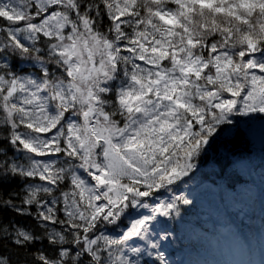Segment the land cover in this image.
<instances>
[{"label": "snow or ice", "instance_id": "6c2138e0", "mask_svg": "<svg viewBox=\"0 0 264 264\" xmlns=\"http://www.w3.org/2000/svg\"><path fill=\"white\" fill-rule=\"evenodd\" d=\"M0 21V264H172L181 186L264 150V0H0Z\"/></svg>", "mask_w": 264, "mask_h": 264}, {"label": "trees", "instance_id": "16d2710c", "mask_svg": "<svg viewBox=\"0 0 264 264\" xmlns=\"http://www.w3.org/2000/svg\"><path fill=\"white\" fill-rule=\"evenodd\" d=\"M230 147L237 154L235 159L243 157L239 165L220 174V167L213 162L214 158H210L194 180L181 186L188 191L199 185L202 191L207 188L220 195L213 200L208 196L198 197L197 207L189 209L178 223H173L175 235L164 249L172 264H188L190 261L213 264L210 259L201 257L208 252V244L221 247L222 240H225L239 248L245 232L253 236L258 228L264 233V214L259 208V203L264 205V150L243 140ZM225 188L231 196L224 197L226 194L222 190ZM255 222L257 224L253 225Z\"/></svg>", "mask_w": 264, "mask_h": 264}, {"label": "rangeland", "instance_id": "374dc122", "mask_svg": "<svg viewBox=\"0 0 264 264\" xmlns=\"http://www.w3.org/2000/svg\"><path fill=\"white\" fill-rule=\"evenodd\" d=\"M252 143H254V144H256V145H258V146H260L261 147V144H260V141H259V137H256L255 139H253L252 140ZM205 187V186H204ZM200 190L201 191H199V193H198V197H201V198H204V197H206V196H208V197H210L212 200L213 199H215L216 197H218V195H220V193H215V192H213V191H210V190H208L207 188H205L203 191H202V188H200ZM222 193H224V194H226L224 197H229V196H231L229 193H228V189H226L225 188V190L223 189L222 190ZM221 193V194H222ZM228 193V194H227ZM207 197V198H208ZM263 201H264V198H263ZM263 203V202H262ZM262 203H259V208H260V210L261 211H263L264 210V205L262 204ZM258 211H259V209H258ZM263 214H264V212H263ZM254 224H257V222H255V223H253V225ZM260 236L261 235H258V238H257V240H255L256 238H253V241H256V247H260L261 248V239H260ZM244 252H245V250H244ZM255 261H259V259L258 258H255ZM191 264H193V263H191Z\"/></svg>", "mask_w": 264, "mask_h": 264}]
</instances>
